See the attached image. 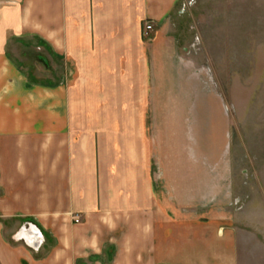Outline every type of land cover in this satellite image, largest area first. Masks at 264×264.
<instances>
[{"label": "crops", "instance_id": "1", "mask_svg": "<svg viewBox=\"0 0 264 264\" xmlns=\"http://www.w3.org/2000/svg\"><path fill=\"white\" fill-rule=\"evenodd\" d=\"M179 2L0 0V264L262 263L222 99L167 36ZM17 53L62 73L32 80Z\"/></svg>", "mask_w": 264, "mask_h": 264}, {"label": "rangeland", "instance_id": "2", "mask_svg": "<svg viewBox=\"0 0 264 264\" xmlns=\"http://www.w3.org/2000/svg\"><path fill=\"white\" fill-rule=\"evenodd\" d=\"M167 36L184 66V80L194 90L200 87L222 99L231 134V190L235 203L231 208L252 213L259 210L263 214L264 0H180L169 18ZM31 45L40 44L30 42ZM11 48L14 50L13 44ZM18 53L14 61L32 80L34 75L40 81L45 77L56 81L62 73L59 59H53V68L45 69L37 58L30 55L32 62H36L33 65L28 63L27 56ZM201 119L202 114L198 120ZM207 127L210 131L213 126L210 123ZM220 130L222 133V129L216 128V144L221 145ZM261 226L256 224L257 228ZM17 232L11 236L14 241H18ZM256 235L259 243L264 244V233ZM250 241L251 248L256 246ZM254 252L261 259L260 264H264V249Z\"/></svg>", "mask_w": 264, "mask_h": 264}, {"label": "built area", "instance_id": "3", "mask_svg": "<svg viewBox=\"0 0 264 264\" xmlns=\"http://www.w3.org/2000/svg\"><path fill=\"white\" fill-rule=\"evenodd\" d=\"M152 31H153L152 23L145 21L142 25V31H141L142 38L149 39Z\"/></svg>", "mask_w": 264, "mask_h": 264}, {"label": "trees", "instance_id": "4", "mask_svg": "<svg viewBox=\"0 0 264 264\" xmlns=\"http://www.w3.org/2000/svg\"><path fill=\"white\" fill-rule=\"evenodd\" d=\"M37 44L43 45L40 41H37Z\"/></svg>", "mask_w": 264, "mask_h": 264}, {"label": "bare ground", "instance_id": "5", "mask_svg": "<svg viewBox=\"0 0 264 264\" xmlns=\"http://www.w3.org/2000/svg\"><path fill=\"white\" fill-rule=\"evenodd\" d=\"M32 240H33V239H32ZM32 240H30V241H31V244L34 245V244H33V243H34V242H33L34 240H33V241H32Z\"/></svg>", "mask_w": 264, "mask_h": 264}, {"label": "water", "instance_id": "6", "mask_svg": "<svg viewBox=\"0 0 264 264\" xmlns=\"http://www.w3.org/2000/svg\"><path fill=\"white\" fill-rule=\"evenodd\" d=\"M36 242H37V240H35L33 244L35 245ZM34 245H33V246H34Z\"/></svg>", "mask_w": 264, "mask_h": 264}, {"label": "flooded vegetation", "instance_id": "7", "mask_svg": "<svg viewBox=\"0 0 264 264\" xmlns=\"http://www.w3.org/2000/svg\"><path fill=\"white\" fill-rule=\"evenodd\" d=\"M31 235V234H30ZM30 237V236H29Z\"/></svg>", "mask_w": 264, "mask_h": 264}]
</instances>
